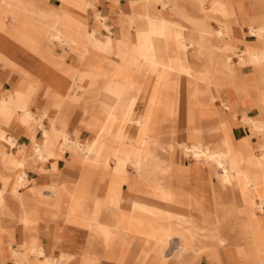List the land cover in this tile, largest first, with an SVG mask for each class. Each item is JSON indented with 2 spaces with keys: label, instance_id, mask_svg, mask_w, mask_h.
<instances>
[{
  "label": "crops",
  "instance_id": "obj_1",
  "mask_svg": "<svg viewBox=\"0 0 264 264\" xmlns=\"http://www.w3.org/2000/svg\"><path fill=\"white\" fill-rule=\"evenodd\" d=\"M39 1L46 4L48 8H52L49 9L48 14H43L46 17L39 16L41 13L36 7ZM237 1L241 5L238 14L239 21H241L242 18H246V16L250 17L248 19L250 21L252 18L251 16L264 14V9L257 7L258 0ZM89 2V0L86 1L87 10H89ZM138 2L140 1L138 0ZM162 2H164V5ZM162 2L161 0H150L147 7L143 6L141 2L134 7V4H129L130 0H96L95 10L101 16L107 18L106 26L112 31V34L109 36L104 30L103 24L97 21L95 16L94 18L92 16H83V14H80L79 9L66 7L61 0H9L8 7L3 9L0 18L2 15L10 16L14 21L11 26H14L15 31H11V28H9L11 26H8L7 32L6 28L2 29V27H0V35L2 38V40H0V51L2 53H0L5 60H7V57L12 58L16 63L13 61L10 62L24 70L29 78L26 81L23 77L9 72L7 66L0 62V66L4 65L3 69L0 68V80L3 82L0 94L7 98L12 109L17 112L19 111L18 103L13 92L15 88H18V85L19 88L24 91L27 90L30 84L31 87H34L32 96L29 99L31 112H33L36 117L43 119L48 129H50L52 125L54 126V124H56V129H59L60 125L58 124H63L65 122V114L61 112L57 115L55 110L52 111L55 105H60L56 102V97L58 96L55 93L69 88L72 84H82L84 80H82L80 76V81H77L75 77L73 82L72 78L76 73L65 75L62 72L50 68L40 60V58L44 59L43 53L45 45L51 47L52 43L55 42L53 31L55 30V32L60 33V27L62 28V26L66 25L79 30L83 32V34L78 36L79 40H77V42L82 49L90 44L92 51L98 56H108L98 52V48L101 47L105 49V53H109V56H111L110 59L112 60L119 50L117 46L115 47L114 43L123 41L120 34H124L125 31H128L132 35V41L135 43L138 41L137 37L134 36L136 32V30L134 31L136 23H139L145 30L148 28V22L146 23V21L138 17L137 13L146 15L151 12L152 15L162 16L172 24H184L193 31L196 22L198 23L205 20L203 18L205 14L208 18L205 21L208 22L211 28H217V25L210 20L212 18L220 21V27H223L224 33L222 37L211 36L208 39L211 42L214 54L218 55L220 51H224L225 53L231 51L236 58L243 60L238 64L248 61H250V63H255L253 58L249 60L241 55V50L244 49L245 43H256V39L250 37V34L249 36L246 34L247 29L245 26H242V29H240L241 24L239 23L233 27V39L236 41L235 45L238 50L227 44L225 46L227 50H218L215 52V44L221 43L225 36L231 38V32L224 22V19L234 15L235 6L231 3L234 2V0H212L211 8H205L208 7V5H204V0H171L170 2L162 0ZM167 4L169 5L168 7H166ZM244 11H247L246 15ZM224 12L228 13L227 17L223 15ZM80 15L83 16L85 23L82 22ZM254 17L252 18L251 24H249V21L247 23L249 32L251 27H255V22L264 21L262 17L258 20ZM11 19H8V22ZM127 20L128 26L125 30H122L121 27ZM0 24L2 25L1 22ZM91 29H97L101 32L102 36L108 35L113 47H106L98 37L94 36ZM4 32H6L8 36H6ZM184 33L185 32L182 34ZM182 34L177 33V31L173 29L167 31V35H171L172 39L178 41ZM188 34L191 35V32ZM87 35L89 36V40L86 38ZM192 37H194V35H192ZM188 39V36L183 38L184 46L189 49L188 64L196 74H199L200 71L193 66V59L196 57L195 49L189 45ZM125 42L124 40V43ZM168 43L169 42L165 43L163 48H165ZM72 47L69 48L70 51H73L71 49ZM163 48L156 53L160 62H162L161 59L164 58L163 53L165 52ZM109 50L111 51L109 52ZM55 52H57V50ZM55 52L52 56L54 58L57 57L59 60L61 59V62H63L65 56L56 55ZM192 52H194L193 55ZM58 54H61V52H58ZM200 55L201 58L204 59L208 57L204 52H201ZM70 56L71 57L66 60L67 65L79 71L88 68L89 65L92 64H101V59L93 57L92 55H86L82 62L77 59L78 56ZM172 57L176 56L173 55ZM230 66L231 74L233 69L231 62ZM242 73L244 75L250 73L249 68L243 69ZM230 79L232 81L231 76ZM100 84L101 86L103 85L102 83ZM83 85L87 86L89 83L84 82ZM209 85L214 89L220 87L215 83ZM233 86L234 85L231 84V88H233ZM78 90L80 92V89ZM11 91L12 93H8ZM214 98L215 96H213V99ZM216 99L221 101L222 104L220 106L224 107L223 101L218 97ZM180 101L181 99H177V108L180 107ZM150 102L151 100H149L148 104ZM164 103L165 99L162 104L159 102L153 104L160 108L156 111L157 120L159 122L161 121L160 118H162ZM148 104H146V98L140 100L136 109L138 114H143ZM233 104L235 107L238 106L235 102ZM214 105L215 104L211 107H214ZM248 106L251 107V110L247 112V117L243 116L242 113L236 109L237 114L234 115V118L238 120L241 126H233L229 131L227 124L232 119H229V121L228 119L227 121L224 119L221 120V123L228 129L230 133L229 136L234 141L248 140L246 137L248 134L247 127L253 130L256 139L259 136V141L263 140L262 135L264 136V133L257 131L252 125L247 124L245 121L247 118L264 119V93H262L261 89L255 100ZM216 111L220 114L219 109ZM177 112L179 115V110H177ZM56 115L55 121V118L52 117ZM101 115L102 104L99 100L94 102L93 112L90 117L86 118L83 115L81 104H78L70 117L69 122H71V125L67 128V131L71 133L79 131L80 141L82 143H87L95 137V134L89 132L84 125L93 121L94 118L101 124L103 121ZM132 116L134 117V114ZM189 117L190 114L186 122L187 128L185 129L192 127L188 133L193 134V130L200 128V125L198 123L190 124ZM7 122L8 125L1 122L0 127V134L6 137V141L0 139V264H16L18 262L16 261V257L12 256V251H18V253L22 255L26 250L32 252V250L38 246L43 248L45 259L50 258V260H53L54 264H58L57 260L61 257L62 263L60 264H137L136 259L139 252L147 249L154 250V246L152 247V232H150L149 229H145L144 233H140L135 229L131 230L127 225L125 229L127 232L126 234L124 233L125 236L122 237L119 232L113 234L112 230L103 234L102 229L99 228L91 230L86 226L75 227L65 222L61 223L55 221L53 218H58L55 217L56 212L61 211L56 204L60 195L59 187L73 189L75 200L82 199L85 201L84 211L78 215H71L73 203L67 213L62 211V215L68 220H70V217L75 218L74 220H79L86 216L87 211H91L90 208L93 199L95 202V211L97 210L96 205L102 209L106 204H113L116 199L119 200L122 190L127 201H130L132 205L135 203L144 204L149 209L148 211L150 214L143 215L148 221L156 218V215L159 218H167V214H171L176 220L179 218L177 215H180L182 208H187L185 218L191 223L189 227L190 232L186 231L185 234H182V231H177L175 229L173 236L169 240L171 243H168L169 245L164 247V252H166L165 256L172 257L173 254L180 249L184 254L181 258H179L181 253L178 255L174 254L175 259H170L168 264H183L181 259H185V257H189L191 261L189 264H264V212L256 211L248 215V209L252 206L251 202L256 201L259 197L258 191L252 190L250 194L248 193V196L247 193H245V195L242 194L237 182L222 184L212 175L213 172L210 169V164L206 160L207 166L204 165L192 170V179H195V182H166L165 177H167L169 173H173V166L177 164H173L174 161L182 162L184 159H191L190 155L192 153L186 150V147L191 145L185 144L184 150L176 151L172 155L170 153V155L168 154V156H166V159L157 156L155 149L156 145L151 147L147 155L150 157L148 161H152L150 163L151 165L160 163L162 165L160 170L162 171L151 174L150 168L143 178H139V182H135L136 180L134 178L131 182H110L111 174L108 171L102 173L100 182H98V179L96 182H82L83 167L77 162L76 157L72 153L68 151L65 152L63 157L59 158L57 161L50 159L45 163H36L33 161V159L35 160V158L39 156L35 152L36 147H39L41 151L43 150L42 153L45 154L46 152L48 156H50L53 153L52 146L54 143L50 144V146L48 145L47 148L33 143L31 135L29 137L31 124L33 122H16L14 117L9 118ZM23 127H25V129H23ZM26 130L29 133H27ZM188 133L182 129L179 132V139H181V141H183L182 139L187 141L189 138ZM129 134L135 136V131L131 129ZM9 138L12 140L11 143L7 141ZM35 139L39 143L43 141L41 130L37 131ZM189 140H191L192 143L194 141H202V137L199 135L197 138H193L191 135ZM254 141L253 139V142ZM211 143L213 142L211 141ZM13 146L15 148H12ZM251 150L255 153L253 149ZM56 152L59 153V150H56ZM261 153L264 154V151H261ZM44 154L41 155L43 156V162L45 160ZM92 154L93 151L89 154V157L93 156L94 159H100L98 152L95 154L96 156ZM141 156L145 159L144 153H142ZM23 157L30 158L22 166L21 160ZM55 162L56 170L53 168ZM191 162V160H188V162L185 160L184 165L190 166ZM165 163L170 166V172L167 171L168 169ZM25 167H27L26 172ZM175 168L176 171L182 172L183 168L180 167L179 169L177 165ZM180 172L177 174L182 175ZM26 173L29 182H27L25 187L20 191L22 187L21 182L25 183ZM178 175L174 176L179 177ZM155 176H158V178L160 177V179L156 181L152 180L151 177ZM212 177H215V180ZM111 186H114L116 189L114 194L112 193ZM19 192H21L22 195L19 194ZM155 194L159 197H155ZM260 194L264 196V187L262 189L260 188ZM40 195H42L44 199L42 204L51 206L49 209L45 206H34L32 208L26 206L24 197L33 202L36 200L39 201ZM99 199H101L102 202H99ZM52 200L55 202L54 207L51 204ZM65 200L67 201L66 198ZM132 205L131 209L126 212H121L120 209L118 210L116 207L114 209L113 207L111 209L112 218L114 216L117 220L124 219L126 221L138 218L139 214L132 210ZM124 208L127 210L126 205H124ZM234 208L237 210L235 214L231 212ZM257 222L259 225H256ZM254 223L255 225L252 226ZM220 231L223 232L221 233L227 240H230L231 244H224L222 242ZM107 234H109L110 237L108 240H105L104 236ZM136 234L142 235L143 238L137 237ZM177 235L181 236L183 239L184 248H181L183 243L181 238ZM234 239H236V241ZM147 242H149V246L146 245ZM33 255L35 259L37 258L36 264L37 260L38 264H44L45 259L40 263L38 256L35 255V253ZM144 264L157 263L155 260L153 261L152 258H148L144 260Z\"/></svg>",
  "mask_w": 264,
  "mask_h": 264
},
{
  "label": "rangeland",
  "instance_id": "obj_2",
  "mask_svg": "<svg viewBox=\"0 0 264 264\" xmlns=\"http://www.w3.org/2000/svg\"><path fill=\"white\" fill-rule=\"evenodd\" d=\"M61 1L66 7L75 8L77 10L79 9L80 14H83V16H92L93 18L95 16V19H97V21L103 24V28L109 34V36L112 34V31H110L108 26H106L107 18L101 16L95 10L96 0H89L90 1L88 4L89 10L86 9L87 0H61ZM170 1L171 0H167V2H170ZM204 1H205L204 5L206 4L208 5V7H205V8L212 7V0H204ZM217 1H221V0H217ZM138 3L140 2H138L137 0H130L129 4L130 5L134 4L133 6L135 7V5ZM231 3H233L235 6L234 15L230 18L224 19V22L227 24V26L229 27L228 29L231 32V38L228 36H225L221 43L215 44L214 46L215 52H217L218 50H225V46L227 44L236 48V45H235L236 41L233 39V34H234L233 27L237 25L238 23L241 24L240 29H242L241 28L242 26L246 27L247 29L246 34L249 36V30H248L247 23L250 17L246 16V18H242V20L239 21L238 14H239V11H240L239 8H241L240 7L241 5L237 0L236 1L234 0V2H231ZM168 6L169 5L167 4L166 7ZM36 7L37 9H39L41 14H48L49 9H52V8H48L47 5L44 4L42 1H39V3L36 4ZM257 7L264 9V0H258ZM200 13L203 14L202 12ZM244 13L246 15L247 11H244ZM83 16L80 15L82 22L85 23ZM137 16H138V13H137ZM251 17L252 18L254 17L257 20L261 17L264 19V14L263 15H253ZM140 18L146 21L144 17L140 16ZM203 18L205 20L208 19L205 14ZM252 18L250 19L249 24L252 23ZM8 19H11V17L2 15L0 18V22L2 23V25L0 24V27H2V29L6 28V32L8 31L7 29L8 26L13 25V22H14L12 19L8 22ZM210 20H212L217 25V28L220 27V22L218 20L213 19V18ZM136 25L139 26L140 24L136 23ZM263 25H264V21L262 22L258 21L254 23L255 27H260ZM127 26H128V20L125 23H123L121 29L125 30ZM9 28H11L12 32L15 31L14 26H11ZM135 30L136 28L134 27V31ZM60 31H61L60 37L65 38L67 43L69 44L72 43L71 45L73 47L71 49L73 51H70L69 49L70 47L59 43V41L56 38L57 36L56 32L54 30L53 34H54L55 42L52 43L51 47L50 46L48 47L47 45H45L44 53H43L44 59L40 58V60L45 65L49 66L50 68L58 72H62L65 75L76 73V75H74L72 78L73 82H74L75 77L77 81L78 80L80 81V76H81L84 82L89 83V85L87 86L83 85L84 82L79 85L72 84L69 88H66L63 91H59L55 93L58 96L56 97V102L60 104L59 106L58 105L57 106L61 107L60 113L62 112L63 114H65V122L68 123L66 126L67 128L70 127L71 125V122H69L70 117L78 104H81V108L83 110V115L85 116V118L90 117L93 112V104L96 100H99L102 104L101 119H103V121L100 126H97L98 120L95 118L93 119V121L88 122L87 124H85L86 122L84 123L85 128L89 132L95 134V137L91 141L87 143H82L79 139V135H80L79 131H75L74 133L69 132L70 137L68 141L66 142L64 140H61L59 143H55L52 146L53 153L50 156H48L46 152L45 154L43 153L44 158H45L44 162L42 161L43 156L42 157L38 156L35 158V160L33 159V161L36 163H45L49 161L50 159L57 161L59 158L63 157V154L65 152L68 151L76 157L77 162H79L80 165L83 167V174H82V179H81L82 182H96L97 179H98V182H100L102 173L105 171H108L111 174L110 182H114V181L115 182H131L133 178L136 180L135 182H139V176H138L137 171L131 169L130 167H127L125 172L122 171L120 164H119V159H118V154L120 152H123L124 149L129 148V147L135 148V140H137V138H141L139 133H146V134H149L150 136H153L154 138L153 140L156 143L155 149H156L157 156L159 158L161 157L163 159H166V156H168V154L170 155L171 153L172 155L176 151L184 150V146L192 144V141L189 140L191 134L188 133L189 130L192 129V127L185 129L187 128L186 122L188 120V116L190 114V117H189L190 124L198 123L199 119L203 115H205L207 112L212 110L211 106H213L212 104L213 96L221 99L224 105L228 106L229 109L227 110L224 107L220 106L219 107L220 114L216 112L215 115L211 116V120L213 121L215 120L216 122L220 119V117H221V120L224 119L225 121H227V119L228 121L229 119H232L227 124L228 125L227 128L230 131L233 126H237V125L241 126L238 120L234 118V115L237 114L236 109L239 112H241L243 116L247 117L248 116L247 112L251 110V107L248 105L251 104L253 100H255L257 94L260 93V89L262 93H264V59H261L259 63H250V61H248V62L238 64L239 62H242V60L239 58H236L233 55V52L231 51L226 52V56L229 58H232L230 62L233 66V69H232V73L230 74V76L232 78L231 84L234 85L233 88L217 87L214 89L212 88V86L207 84V82L200 80L198 78V75L190 68L188 64L189 49L186 48L183 43L184 42L183 38L185 36H188L187 34H182L179 37L180 38L179 41L176 39H172V36L168 35L169 37L167 41L169 43L165 48H163L164 49L163 51L165 53H163L164 58H162L161 61L163 64L167 66V68L168 66L170 68L164 75H160L159 72L155 70L147 71L145 74V77L143 78L141 82V86H140L141 88L138 89L137 88L138 83H136L137 76L135 75V72L132 70L128 61L126 59H123L124 58L123 54H122V58H119L118 60H116L115 63H112L110 59L111 56H109V54H106L108 56H105V57L100 56V55L98 56L96 53L92 51L90 44L89 46H85L83 49L81 48L77 40H79L78 36L80 34H83V32L73 29L67 25L62 26V28L60 27ZM190 31L191 30H187L188 33ZM125 32H128V31H125ZM5 35L8 36L7 33ZM120 35L123 41L122 42L119 41L118 43H114V44H115V47L117 46L123 53L124 44H125L124 40L126 37L124 34H120ZM97 37L100 38L101 36L97 35ZM250 37L255 38L256 43H252V44L245 43V44L252 45L254 47L253 49L255 50L264 49V42H263L264 36H250ZM86 38L89 40L88 35ZM0 40H2L1 35H0ZM154 42H158V41L154 40ZM0 46H1V43H0ZM56 50L57 52H55ZM110 51L111 50H109V52ZM54 52L56 55L65 56L63 59V62H61V59L59 60L57 57L54 58L52 56ZM58 52H61V54H58ZM193 53L194 52H192V55ZM70 55L76 56V57L78 56L77 59L80 62L83 61V58L86 55H92L93 57L101 59V64L100 65L92 64V65H89L88 68H84L83 70L79 71L78 69L67 65L66 60L69 57H71ZM173 55H175L176 57H172ZM6 59L8 61H13L14 63H16L10 57H7ZM0 68L3 69L4 65L0 66ZM246 68H249L250 73L244 75L242 73V70ZM2 83L3 82L1 81L0 88L2 87ZM100 83H102L103 85L101 86ZM78 89H80V92ZM131 89H135V90L138 89L139 94H140V99L135 104V113H133L134 114L133 118H137L139 116H141V118L147 117L146 123H144L143 126L142 125L139 126L136 123H134L132 119L126 114L127 112V105H126L127 102L125 100L126 92L127 90H131ZM8 93H12V91ZM144 98H146V104H148L149 100H151V102L145 107L144 113L143 114L139 113L140 114L139 115L136 109H137V106L140 100H143ZM164 99H165V103L163 107L164 110L162 112V118H160L161 121L159 122L157 120L158 117L156 116V111H158L160 108L153 104H156L158 102L162 104ZM177 99H181V101L179 102L180 103L179 108H177ZM233 101L235 102L236 105H238L237 107L234 106ZM219 102L221 103V101ZM177 110H179V115H178ZM34 117L37 119H41V118L36 117L35 115ZM204 121L208 122L207 120H204ZM43 125H44V129H46L47 131H51L54 127L52 125L51 128L48 129L44 121H43ZM0 127H1V121H0ZM23 129H25V127H23ZM131 129L135 131V136H132L131 134H129ZM182 129L186 131L189 135V138L187 141L182 139L184 142L181 141V139H179V132ZM38 130H41V129L36 125L34 129L35 135ZM247 130H248V134L246 137L248 138L247 142L249 141L248 143H250L248 144V146L250 147V151L252 155H254L262 164H264V154L261 153V151L262 152L264 151V140L259 141L258 138L260 137L258 136L256 139L255 138L256 135L253 132V130H251L248 127H247ZM27 133L29 132L27 131ZM29 137H30V134H29ZM131 139H134V140H132L131 142L130 141ZM253 139L255 140L254 142H253ZM100 142L103 143V145H101V148L103 150H106L104 145L108 147L107 152L109 153V156H110L109 161H105V159H94L93 156L89 157V154L92 151H94V147L96 145H100L99 144ZM12 148H15V147L13 146ZM260 148H261V151H260ZM251 149L255 151L254 154ZM56 150H59V153H57ZM140 154L142 155V153ZM40 157L41 159H39ZM190 158L191 159H184V161L187 160V162L188 160L192 161L190 166L188 165L185 166L184 161L182 162L174 161L173 164L177 163L176 165L179 166V169L180 167L183 168L182 172L176 171V168H175L176 165H174L173 173H169L167 177H165L166 182H195V179H192V170L194 168L201 167L204 165L207 166V165H206L205 160L195 159L192 154L190 155ZM27 167H25V172H26ZM53 168L56 170V162L54 163ZM178 172L182 173L183 176L178 175L177 174ZM174 175L175 176L178 175L179 177H175ZM212 178H214L215 180V177H212ZM151 179L156 181L160 179V177L158 178V176H155V177H151ZM24 182L25 183L21 182L22 187L20 188V191L21 189L25 187L26 183L29 182V180L27 179V173H26ZM50 190H51V187H50ZM72 190L73 189H69L66 187H59L60 195L56 201V204H57L58 209H60L61 211L56 212L55 217H58V218L52 217L53 219H55V221L61 222V223L65 222L69 224L70 226H73V223L71 222H73L75 218L70 217L69 218L70 220H68L64 215H62V211L67 213L72 203H75V197L73 195L74 190L73 191ZM19 194H21V192H19ZM65 198L67 199V201L65 200ZM43 200L44 199L42 198V195L39 196V201L36 200L33 202L27 200L26 197H24V201L26 203V206H28V208H32L34 206L35 207L45 206L42 204ZM99 202H102V200L99 199ZM51 204L53 205V207L55 206L54 200H52ZM124 205H126L127 210H125ZM131 205L132 203L130 201H127V198L124 196V192L122 190V193L119 198V203H118L119 209L121 210V212L122 211L126 212L131 209ZM45 207L49 209V207L51 206L47 205ZM111 230L113 231V234L116 232L117 233L119 232L122 235V237H124L127 232L125 229H121L118 226L111 227ZM90 234H93V233H90ZM136 235L137 237L143 238V236L140 234H136ZM172 236H170L168 240L166 241V246L169 245L168 243H171L169 240ZM179 237L181 238V236ZM181 240L183 243L181 248H184V241L182 238ZM146 245L149 246V242H147ZM153 246L155 247V245H153L152 243V247ZM33 254L29 250H26V252H24L22 255H20L18 251H12V256H15L16 261L18 262L16 264H36L37 258L35 259ZM174 254H177V255L180 254L179 258H181L184 252L181 251L180 249L178 252H175ZM174 254L172 257H169V256H165L166 252H164L162 258H159V256L156 255V253L154 254V250L147 249L146 256H147V259L152 258L153 261L155 260L157 264H168L170 259L172 258L175 259ZM181 260L183 264H189V262H191L189 257H185V259H181ZM57 263L58 264L62 263V260L60 262L59 260H57ZM37 264H38V260H37ZM44 264H54V263H53V260H50V258H46L44 260Z\"/></svg>",
  "mask_w": 264,
  "mask_h": 264
},
{
  "label": "bare ground",
  "instance_id": "obj_3",
  "mask_svg": "<svg viewBox=\"0 0 264 264\" xmlns=\"http://www.w3.org/2000/svg\"><path fill=\"white\" fill-rule=\"evenodd\" d=\"M149 1L150 0H141L140 2L142 3L143 6L147 7ZM8 3L9 0H0V14L2 13L3 9H6L8 7ZM162 4L164 5V2H162ZM36 14H40V13H36ZM223 15L227 17L228 13L224 12ZM39 16L46 17L43 14H40ZM138 16L139 17L142 16L146 19V21L148 22V23L146 22L148 30L143 29V27L140 25L139 26L135 25L136 32L134 36H136L138 40L135 43L132 41V35L129 32H125L124 35L126 37L125 39L126 42L124 44L123 53L119 49L118 52L116 51L117 54H115V56L113 55L114 58L111 61L112 63H115L116 60L122 58V54H123L124 57L123 59H126L128 61L129 65L131 66L132 70L135 72V75L137 76L136 83H138L137 88L139 89L141 88L140 87L141 82L145 77L147 71L155 70L158 71L160 75H164L170 68L169 66L167 68L165 64L160 62V59L156 54L157 51L161 50V48L165 46V43L168 42L167 31L169 29H173L176 30L177 33L179 34H182L183 32H185L184 34H188L187 30L190 29L184 24H172L168 22L164 17L159 15L158 16L152 15L151 12H149L146 15L138 14ZM91 31L94 33L95 37H97V35L101 36L99 39L102 43L105 44L106 47H113V44L111 43V40L108 37V35L102 36L101 32H99L97 29H91ZM191 31H192L191 35L188 34L189 37L188 41H189V45L195 49L196 57L193 59L194 62L193 66L200 71V73L198 72L199 74H197L198 78L200 80L207 82V84L215 83L220 87L231 88V84H230L231 58L227 57L224 51H220L218 55L214 54L213 49L211 47V42L208 40L211 36L222 37L224 33L223 27L213 29L209 26L208 22L203 20L198 23L196 22L194 31L193 30ZM249 34L250 36H264V26H260L259 28L256 27L250 28ZM56 35L59 43H61L62 45H66L68 47H72L71 42H70L71 44H69L66 42L65 38L60 37L61 32L60 33L56 32ZM192 35H194V37H192ZM154 40H157L158 42H154ZM253 48L254 47L252 45L246 44L244 46V49L241 50V55L245 56L249 60L250 58H253V61L255 63H259L261 59H264V49L255 50ZM225 49L227 50V48ZM104 50L105 49L101 47L98 48L99 53L109 54V53H105ZM201 52H204L205 55L207 54L208 57L205 59L201 58L200 55ZM0 62L4 63L7 66V70H9L11 73L23 77L24 79H26V81L29 78V76L24 70L17 67L14 63L5 60L1 53H0ZM33 89L34 87H31L30 84L27 90L24 91L19 88V85L18 88H15L13 94L16 97L18 103L19 111L17 112H15L12 109L11 104L9 103L7 98L2 94H0V121L8 125L7 120H9V118L11 117H14L16 122L19 121L24 123L33 122L31 124V129H30L31 140L33 143L37 145H42L43 147L45 146L46 148L48 145L50 146V144L52 143L54 144L59 143L61 140L67 142L70 137V134L67 131V126H66L68 124L67 122L63 123L62 121H59L60 123L61 122L63 123V124H58L60 125L59 129H56L55 127L56 124H54L53 129L51 131H47L46 129H44L43 120L34 117L33 113L30 110V100H29L30 97L32 96ZM138 89L136 90L131 89V90H127L126 92V98H125L127 102L126 114L132 119L134 123H136L139 126L141 125L143 126L144 123H146L147 117L141 118V116H139L137 118H133L132 116L135 110V104L140 99V94ZM213 104H215L214 105L215 108L212 107L211 111L207 112L199 119L198 124L200 125V128H196L195 130H193L194 133L191 134L193 138H196L197 136L200 135L202 137V141L201 140L194 141L191 144V146L186 147V150L187 152L192 153L195 159L206 160L210 164L211 167L210 169L213 172L212 175L215 176L217 178V181L221 182L222 184H231L232 182H237L243 195H245V193L250 194L252 190L258 191L259 197L256 201L251 202L252 206L248 209V215L249 213H254L256 211L264 212V196L260 194V188L262 189L264 187V165L249 151V146L247 145L248 144L247 141H242V140L234 141L229 136L230 133L228 129L221 123V118L219 120L217 119L218 121L216 122L215 120L214 121L211 120V116L215 115V113L217 112L216 110L219 109V106L222 103H220L219 100H217L215 97L213 99ZM223 106L226 109H229L228 106L224 104ZM60 108L61 107L55 105L52 111L55 110L58 115L60 113ZM57 115L55 117H52L55 118V121ZM204 120H207L208 122ZM245 121L247 124L252 125L257 131L264 133V119L247 118L245 119ZM36 125L41 129L43 134V141L41 143L37 142L35 139L36 135L34 134V129ZM100 125L101 124L98 121L97 126ZM139 135L141 136V138L135 140V148L129 147L124 149L123 152H120L118 154V159L122 171L125 172L126 168L130 167L131 169L137 171L139 178H143V176H145V173L150 168H151V172H150L151 174H156L158 171H162L160 170L162 168V165L160 163L151 165L150 163L152 161L151 162L148 161L150 157L147 155L149 154L150 148L156 145L152 136L146 133H139ZM262 138L264 140L263 135ZM0 139L6 141V137H4V135L1 134H0ZM7 141L8 143L12 142L11 138L7 139ZM130 141L132 142V139ZM211 141L213 143H211ZM99 144L100 145H96L94 147V151H93L94 156H96L95 154L98 152V156L100 159H105V161H109L110 156L109 153L107 152L108 147L104 145L106 150H103L101 148V145H103V143L100 142ZM35 152L39 156L43 155L39 147H36ZM140 153L145 154V159H143ZM28 159L29 157H23V159L21 160V165L23 166ZM166 167L168 169L167 171L170 172L171 171L170 166L166 164ZM111 188H112V193L114 194L116 189L114 186H111ZM155 197L158 198L159 196L155 194ZM84 202L85 201L82 199L81 200L76 199L75 203H73V206L71 208V215L74 214L78 215L82 213L85 208ZM118 203L119 200L116 199L113 204H106V206L103 207L102 209L98 207V205H96L97 210L95 211V202L93 199L90 208L91 211L90 210L87 211L86 216H84L83 218H80L79 220L78 219L74 220L73 226L75 227L86 226L91 230H94L95 228H99L102 229L103 234H105V232L108 233L111 230V227L114 226H118L119 228L126 229V226L128 225V227L131 230L135 229L140 233H144L145 229L147 230L149 229L150 232H152V242L155 245L154 254L156 253V255L159 256V258H162L164 253V247L166 246V241L170 236L173 235L175 229L177 231H182L181 232L182 234H185L186 231L188 232L190 230L189 227L191 226V223L189 220L185 218L187 214V208H182L180 215H177V217L179 218L176 220L171 214H167V218H159L156 215V218L148 221L143 217V215L150 214L148 211L149 209L144 204L135 203L134 205H132V210L138 212L139 217L126 221L124 219L117 220L114 218V216L113 218L111 216V209L113 207L114 209L115 207L116 209H119ZM231 212L235 214L237 210L234 208V210H232ZM253 225H255V223L252 224V226ZM256 225H259L258 222L256 223ZM221 232L222 231H220V238L222 242L224 244L226 243L231 244L230 240L229 239L227 240V238L222 235L223 232L222 233ZM109 237L110 235L107 234L104 236V239L108 240ZM234 240L236 241V239ZM32 253H35L38 256L40 263H42V260L45 259V254L41 246H38L37 248L33 249ZM146 254H147V250L141 251L137 254V259H136L137 264H144V260L147 259ZM61 259L62 257L59 260L61 261Z\"/></svg>",
  "mask_w": 264,
  "mask_h": 264
}]
</instances>
